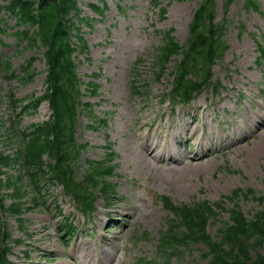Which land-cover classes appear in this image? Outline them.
I'll list each match as a JSON object with an SVG mask.
<instances>
[{
	"label": "rangeland",
	"instance_id": "1",
	"mask_svg": "<svg viewBox=\"0 0 264 264\" xmlns=\"http://www.w3.org/2000/svg\"><path fill=\"white\" fill-rule=\"evenodd\" d=\"M105 1L108 9L104 19L86 7V3H98V0L80 3L82 15L93 20L81 23V32L89 46L86 52H76L80 60L77 74L83 84L91 80L93 73L101 74L93 79L100 85L98 94L82 98L93 105L90 117L80 116L78 139L88 141L90 146L81 154L82 166L78 170L82 172L85 168L84 158L99 159L105 144L111 143L118 165L110 179L115 187L108 202L115 207H104L99 197L95 210L83 216L60 187L52 188L46 207L26 212L22 227H18L14 217L7 218L13 237L20 240L13 248L9 264H134L137 256L165 264L158 237L169 224V214L159 201L160 194H169L178 203L211 201L229 192L231 184L232 188L252 187L264 195V149L257 148L264 142V68L255 64V36L264 37V0H258L260 10L246 9L243 0H233L228 5L226 18L231 23L224 38L229 48L222 64L217 61L211 67V78L219 80V86L216 90L204 87L189 105L173 108L168 100L163 101L162 95L170 87L169 71L177 57L171 58L167 71L156 80L151 63L154 49L161 43L157 30L173 27V35L184 43L188 23L200 0H171L161 19L150 8L149 0ZM167 2L163 0V4ZM4 3L5 0H0V7ZM222 3L223 0H217V19L223 15ZM0 15L8 22L0 36V61L9 60L16 75L22 73L26 59L37 54L33 64L36 74L28 83L20 82L15 76L7 77L9 73L0 63V115H8L3 117L9 126L14 114L7 101L8 91L12 90L17 98L42 94L46 64L41 53L44 48L25 49V42L18 43L13 34L18 29L15 19L4 10H0ZM138 58L141 61L136 64ZM83 84L81 90L85 92L87 88ZM131 84L141 86V93L133 94ZM49 112L48 104L43 102L35 112L25 114L19 125L44 121ZM103 117L108 119L106 126L95 121ZM92 122L98 129H86L84 125ZM0 130L8 133L11 128ZM238 140L236 146L232 145ZM206 148L231 149L227 157L241 172L232 175L219 169L216 166L219 160L214 157H199ZM160 150L163 154L158 158ZM169 156L181 158L172 163ZM236 200L247 217L259 207L255 198L243 199L240 195ZM231 205L226 204L227 208ZM130 209L135 212V220L127 215H132ZM153 209L156 215L152 214ZM61 217L78 223L71 239L61 235ZM217 218L226 219V212H220ZM219 225V220L211 219L208 232L214 235ZM142 231L148 232V239L140 236ZM103 241L110 245L101 254L98 245ZM204 248L200 243L194 245L167 264H207L199 256Z\"/></svg>",
	"mask_w": 264,
	"mask_h": 264
},
{
	"label": "trees",
	"instance_id": "2",
	"mask_svg": "<svg viewBox=\"0 0 264 264\" xmlns=\"http://www.w3.org/2000/svg\"><path fill=\"white\" fill-rule=\"evenodd\" d=\"M5 8L13 14L17 24L23 29L16 31L20 40H26L29 47H45L43 56L47 65V73L44 79L46 89L44 94L31 104L37 106L42 99H48L52 110L51 120L37 125H30L26 130L11 129L8 137L10 145L18 141V149L14 155L3 153L0 149V172L7 173L3 168H20L22 175L13 177L9 175L6 181L0 179V189L3 185L13 189L11 196L17 199L11 206L6 207L8 213L19 214L21 212V197L31 192L34 198L40 194L42 182L48 180L50 183H59L67 193L74 196L80 204L87 208L90 204L91 190L101 189L109 196L110 181L107 180L115 165L111 162L114 153L107 151L105 156L99 160H89L84 174L78 178L77 164L75 163L79 150L72 152L75 144L72 140V132L77 125L79 110L77 103L80 92L78 90V78L71 54L74 48L71 46L69 37L72 28L77 30L76 37L81 47L86 44L79 29L75 27V21L69 16L78 18L79 8L77 0H6ZM246 6L256 9L254 0H245ZM100 12L99 7H92ZM215 11L214 0H202L195 9L189 24L188 37L184 45H180L171 34L172 28L163 32L162 43L157 46L152 66L155 77L159 79L166 63L174 54L181 57L175 64L172 81L173 96L180 100H186L192 90L199 88L200 83L206 80L210 74V65L227 47L222 41V26L215 27L211 23ZM261 57H264V49L261 48ZM31 58L28 61V65ZM198 72V73H197ZM198 74V77H197ZM191 75L197 77L191 78ZM32 78V74L23 77L25 82ZM96 86L93 87V90ZM97 90V89H96ZM96 92V91H95ZM135 93L140 90L135 87ZM9 101L14 102L13 109L17 108V99L12 96ZM90 104H85L87 107ZM90 111H88V114ZM104 123V120H101ZM34 126L26 134V131ZM88 128L95 125L87 124ZM54 133V136H53ZM80 148L85 149L88 144L81 143ZM72 152V153H70ZM47 155L52 159L45 163ZM28 179V190H22V176ZM248 193L253 192L247 189ZM3 195L0 193V264L5 261L8 250L6 241L9 233L2 231L4 222L1 215L4 211L2 204ZM222 199L215 203L207 200L194 202L192 205H183L175 210L178 227L185 231L175 232L168 230L163 234L166 239L178 240L185 243V239L193 242L202 241L207 246L203 257L210 255L209 264H260L264 254L260 255L258 249L264 247V209L257 211L250 219L236 207L228 209V219L222 220L218 233L215 237L206 231L209 219H215L219 210L224 209ZM174 221V219L172 220ZM170 232V235L168 234ZM252 238V242L250 239ZM254 249L256 257L252 258L249 250Z\"/></svg>",
	"mask_w": 264,
	"mask_h": 264
},
{
	"label": "bare ground",
	"instance_id": "3",
	"mask_svg": "<svg viewBox=\"0 0 264 264\" xmlns=\"http://www.w3.org/2000/svg\"><path fill=\"white\" fill-rule=\"evenodd\" d=\"M263 137H264V134H263ZM164 150H169L166 146H163L162 147ZM257 148H263L264 149V142H261L258 146H257ZM149 153V152H148ZM150 153H153V150L152 151H150ZM162 154H163V151L162 150H160L159 151V154H158V158H160L161 156H162ZM171 159V161L172 162H177V161H179L180 159H176V158H170ZM112 207H115V204H112L111 205ZM152 214H157V211L156 210H152ZM105 246H107V243L106 242H103V244L100 246V248H101V250H105Z\"/></svg>",
	"mask_w": 264,
	"mask_h": 264
}]
</instances>
